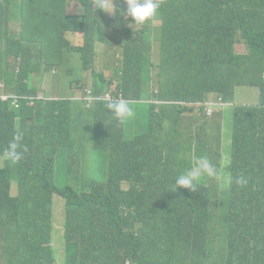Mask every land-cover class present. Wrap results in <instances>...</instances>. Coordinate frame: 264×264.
<instances>
[{
	"label": "trees",
	"instance_id": "16d2710c",
	"mask_svg": "<svg viewBox=\"0 0 264 264\" xmlns=\"http://www.w3.org/2000/svg\"><path fill=\"white\" fill-rule=\"evenodd\" d=\"M72 3L80 4V13H68L67 6ZM233 5L241 7L237 15ZM189 8L198 9L202 24L219 31L220 44L235 43L240 34L247 51L234 52L231 63L214 62L210 60L214 58L212 53H217L216 46L207 45L201 55L208 54L209 60L189 63L187 56L193 47L185 16ZM92 9L91 0H0V49L15 69L18 65L5 91L22 101L21 107L15 108L14 98H0L2 141L6 148L21 131L24 151L18 164L4 159L0 167V216L18 229L16 248L0 251V264H264L261 104L240 106L236 111L231 180L225 188L207 186L203 180L195 192L174 188L175 179L191 166L194 156H207L218 168L224 163L217 153V140L207 136L205 130L187 126L182 131L179 117L184 112L191 117L200 114L202 102L212 93L231 100L238 87L255 83L247 72L250 66L264 68V0H164L160 2L162 24L156 35L129 27V21L119 14L123 10L118 8L108 22L109 28L116 31L124 27L127 44L155 40L163 44L161 74L168 76L150 83L148 47L128 46L125 55L112 59L109 68L87 73L92 89L82 94L78 90L84 85L66 74L62 88L73 94L39 97L30 83L34 76L61 72L68 53H78L81 63L87 64L83 46L71 45L67 33L84 32L88 44L87 23L95 21ZM95 14L102 25L105 15L98 10ZM17 20L19 27L9 29V24ZM233 70H237L236 79L230 74ZM105 71H113L119 81L114 91L105 82ZM255 85L248 87L259 89L264 80ZM119 98L129 102L133 113L150 115L147 124L139 125L140 134L124 141L116 133L118 120L106 107L109 100ZM155 102L173 104V111L166 114L153 105ZM199 105L197 112L194 108ZM27 106L40 114L24 113ZM170 117L174 120L166 125ZM205 123L202 120L199 127ZM91 149L104 156L109 149V180H94L80 189L59 187V162L70 160L71 168L82 151ZM26 160L33 163L34 171ZM166 170L171 175L152 187V176ZM241 175L249 181L244 187L235 183ZM124 180L128 183L122 186ZM13 182L18 183L19 195L11 192ZM58 200L63 204L64 218L67 216L62 262L53 246ZM26 202L35 225L36 239H31L32 246H28L31 251L20 250L15 241L25 229L20 208Z\"/></svg>",
	"mask_w": 264,
	"mask_h": 264
},
{
	"label": "rangeland",
	"instance_id": "374dc122",
	"mask_svg": "<svg viewBox=\"0 0 264 264\" xmlns=\"http://www.w3.org/2000/svg\"><path fill=\"white\" fill-rule=\"evenodd\" d=\"M81 9L82 8L80 7V4L78 3H72L69 5V11L72 13H80ZM239 11H241V7L239 5H233L234 14L237 15ZM185 16L188 26V34L192 39V44H193V47L190 50L189 55L187 56V61L192 65L195 64V61L197 62V64H200L206 60H209L208 54H204V56L201 55L203 49L207 45L216 46L217 53L215 56L212 53V57L214 58L210 60L214 62L231 63L234 61V56H233L234 52H237L238 54H243L247 51L246 44L242 40L234 41L235 43L220 44L219 31L216 29L208 28L199 21L198 9H191V8L185 9ZM160 23H161L160 19L156 18L155 20L144 25L136 24L135 27L136 28H142L145 26L152 27V26H158ZM10 25H11L10 27L13 28L17 24L12 23ZM0 28H1V22H0ZM238 36L242 37L240 34H238ZM68 37L70 38L71 45L73 46H81L84 43L83 34H81L79 31L67 33V38ZM99 37L105 40L113 41V39L109 37L107 32L103 36L99 34ZM113 43L116 44V41L114 40ZM96 44H104V46L96 50L95 49ZM95 55L100 58V62L104 65H110L112 62L111 49L107 43L96 42L94 44V52L92 53L93 58L95 57ZM100 62L99 65L102 66ZM36 66H37L36 63L31 65L32 68ZM258 66L261 68V70L255 69V66H250V70L247 72V74L250 75V79L255 82L252 83L250 81V84L248 86H256L255 85L256 83L260 84L263 82L264 68L261 65ZM90 67H93V63L91 61L87 60V64H82L80 60V55L78 53H74L71 55L68 53L65 58L64 68L61 72L37 74L38 76H34L30 80V83L32 86H35L37 88L39 92V97L42 98L56 97L59 94L66 96L67 93L73 94L72 90L65 91L62 88L65 75L71 74L73 78L80 81V83L84 85L83 89L78 90L83 94L86 92L87 89H92V87L89 84H87L91 80H88V78L85 76V73L91 75L92 70L90 69L88 71H83L82 68L87 69ZM17 69H18V65L15 69L13 67V64H11L10 57L0 49V81H4L5 83H8V81L14 77L15 71ZM236 73L237 70L230 71V74L234 76V79H236L237 77ZM254 76L255 78H257V81L254 80ZM104 79L105 82L110 85V88L113 89V91L119 84V81L115 78V73L113 71H105ZM258 87L260 91L254 89L253 87L247 88L245 86H242L239 91L238 100L247 101V102L258 101L259 104H261L264 111V85H260ZM217 96L218 95L215 96L211 95V97H217ZM153 105L156 108L166 107V105L161 102H155ZM31 111H34L36 115L40 114V111L38 109L34 110L29 106L24 108V113L26 114L30 113ZM218 112L220 111H216L215 113ZM184 114L182 116L185 119L196 121L197 124H200V122L203 119H206L209 113L207 111L201 112L200 114H197L195 117H191L187 112H184ZM139 117H141V114L135 112L134 116L128 118L124 123H120L119 121H117L116 133L123 132L126 130L132 131L134 129L133 119ZM234 125H235L234 108L229 107L224 112V130H223V151H224V159L226 160V163L224 167L220 169V177L218 179H215L220 183H223L224 181L228 180V174L225 170V166L228 164V160L232 156V152H233L232 140L234 134ZM92 133L94 135V132ZM2 138H3V134L0 127V167L4 166L3 150L5 148ZM262 141H264V139H262ZM89 144L92 146V148L95 146V142L93 138L89 140ZM131 145H134V141H132ZM79 156L80 159L77 160L75 163H72L71 168H70V160H62L61 162H59V167L56 174V183L59 187L65 188L70 185L76 189H80L90 185L94 180H99L107 175L109 161L105 159L102 153L94 149H91V150L82 151ZM67 157L69 156L67 155ZM27 163L29 164L31 171H34L33 163L31 164L28 161ZM170 175L171 173L168 170H166L164 173L158 172L154 174V176H152L153 183L151 186L156 187L158 184L157 182H160L161 180L167 178ZM35 178H38V176L35 175ZM212 179L213 178H206V181L210 183L212 182ZM11 192L13 195L20 194L17 182H13ZM0 208H1V204H0ZM56 208H57V219H56L57 232L53 240V246L57 250L59 262H62V255L64 250L62 226L64 225L65 215L63 214V204L61 203V201L59 200L57 201ZM20 209H21V216L25 222V229L20 230L19 235L15 237V241L20 250L23 249V250L31 251L32 248L28 246H32V243L30 241L31 239L32 241L36 239L34 236L35 225L32 220V216L30 214L27 202L21 204ZM7 221L11 222L9 220ZM17 233H18L17 227L14 224L7 223L0 216V251L2 253H4V251L7 250L8 248H14V249L16 248V245L14 243V236Z\"/></svg>",
	"mask_w": 264,
	"mask_h": 264
},
{
	"label": "clouds",
	"instance_id": "9594fccd",
	"mask_svg": "<svg viewBox=\"0 0 264 264\" xmlns=\"http://www.w3.org/2000/svg\"><path fill=\"white\" fill-rule=\"evenodd\" d=\"M93 2V11L92 14L95 16V21L92 25H89L87 23V28L89 30L90 34V41L87 44L86 42V35L84 32H80L83 34L84 37V43H83V49L86 52V59L93 62V68L92 73H96V62H100V58L95 55L93 58L92 53L94 52V44L96 42H102L107 43L111 49V58L112 59H118L122 58V56L125 55L126 47L132 46V47H148L149 54H150V65H151V71L148 74V78L150 83L155 82L158 77L160 76H168L165 74H161L162 72V64H161V56H162V49L163 44H160L159 41H151L150 44H127L128 42V33L126 32L124 27H119L116 31H112L109 28L108 22H111L114 15H117V9L121 8L123 11H121L119 14L124 16L129 21V27L133 28L135 31L145 30L148 35L151 34V32H154V35H156L157 31L159 30L162 19L159 17L160 13V2H163L164 0H91ZM101 11L102 14L105 15L106 21L102 23V25L98 22V16L95 14V11ZM67 11L69 14L76 15L75 13H72L69 11V6H67ZM122 13V14H121ZM156 18L160 19L161 23L158 26H145L142 28H136L135 25H144L147 24ZM101 20V19H100ZM15 23L17 24L16 27L11 28L10 24ZM9 24V29H16L19 27L20 23L19 21H13ZM100 35H105L106 32L108 33L109 37L113 39L111 40H105ZM70 40V38L68 37ZM114 40L116 41V44H114ZM242 40L244 43L245 41L238 37V40ZM246 44V43H245ZM104 44H96L95 49L98 50L99 48H102ZM101 63V62H100ZM102 64V63H101ZM104 67H108L109 65H104ZM85 76L87 77V73H85ZM3 82L4 87L7 88V84L4 81ZM217 97H211V95L208 96L203 102V109L204 111H208L210 107V102H213L212 105V111L208 114L207 117L212 118L214 116V113L217 111L216 108L219 106H223L227 100L224 99V97L220 94H217ZM39 96V94H38ZM42 98V97H41ZM22 101L19 99V105L21 107ZM34 102H29V104H33ZM179 103V102H178ZM171 104V108H172ZM15 107V105H14ZM19 107V108H20ZM107 109H109L114 117L120 122L124 123L129 117H133V109L130 106L129 102L123 98L115 99V100H109L106 103ZM177 107V105H176ZM16 108V107H15ZM222 109V108H221ZM219 109V110H221ZM173 110L166 112L171 113ZM217 114V113H215ZM147 116V121L142 122L140 125H145L150 120V115H148V112L141 114V117ZM217 118H222V113H218V115H215L213 122L215 125L217 124ZM140 118V117H139ZM137 118L133 119L134 122V129L132 131H123L118 133V138H122L123 141L126 139H132L136 135L140 134V128L139 124L135 122ZM167 125V123H166ZM182 131H185V128H181ZM235 133V132H234ZM212 138H215L217 140L218 144V150L217 153L221 154L223 157L224 163L221 165L220 168L216 164H213L207 156H194L191 160V166L187 168L184 172H182L176 179H175V187H180L182 189H185L189 192H195L199 188L200 182L203 180L207 186H212L215 184H218L219 188L223 189L225 188L228 183L231 180V175L229 172V164L233 159V152L232 156L228 160V164L225 166V170L228 174V180L224 181L223 183H220L219 181L215 180L220 177V170L222 167H224L226 160L224 159V154L222 152L221 146H220V135L216 134V136H212ZM23 140V132L17 131L13 137V139L9 142L8 146L3 150V158L9 161L11 164L15 165L18 164L24 156V151H21V141ZM233 151H234V134H233ZM26 151V148L24 149ZM111 153L109 149L106 150V156L105 159L108 162V173L105 177L99 179L101 181H108L109 177L111 175V163L110 160ZM206 178H213L212 182H207ZM248 179L241 175L239 177L235 178V183L241 187H244L248 184ZM128 183L127 180H124L122 182V186L126 185ZM67 216L64 218V225L62 226V236L64 240V250L62 258L65 260V250H66V244H67V237H66V231H67Z\"/></svg>",
	"mask_w": 264,
	"mask_h": 264
},
{
	"label": "crops",
	"instance_id": "0c3cea01",
	"mask_svg": "<svg viewBox=\"0 0 264 264\" xmlns=\"http://www.w3.org/2000/svg\"><path fill=\"white\" fill-rule=\"evenodd\" d=\"M15 24V23H14ZM5 28L7 26H4ZM16 27V26H14ZM96 68H97V71L98 72H101L103 71L105 68H109V67H104L103 65H99V62H96ZM0 83H3V82H0ZM247 88H249L248 86H245ZM254 89H257L259 91L258 88L256 87H253ZM241 87H238L236 89V94L233 95L232 99L231 100H227V102H225L223 104V106H219L216 108L217 111H220L218 113H222V118H221V121L219 118H217L216 116V119H217V124L215 125V123L213 122V119L215 117V115H218L217 114H214V116L212 118H209V117H206V119H203L206 120V123L203 127H199L200 125L199 124H195L194 122H192L191 120L189 119H185L182 115L179 117V122H180V126L181 128L182 127H193V129H197L199 131H203L205 130L207 132V136H218V134L220 135V146H221V149H222V152L224 154V151H223V130H224V112L226 111L227 108L229 107H233L234 108V117H235V125H236V111L237 109L240 107V106H255V105H260L259 102H247V101H239L238 100V97H239V91H240ZM204 95V94H203ZM212 96H215L217 95L216 93H212L210 94ZM192 104H195V102L191 101ZM198 104V103H197ZM202 105H199L197 106L196 108H194L197 112L199 110V108L201 107ZM222 108V109H221ZM164 109V111L168 112V111H171L172 108H171V105H166V107L162 108ZM221 109V110H219ZM201 112H205L204 109L202 108ZM173 117H170V118H167L166 119V123H171L173 122ZM147 121V116L145 117H140V118H137L135 120V122L137 124H141L142 122H146ZM204 123V122H203ZM235 125H234V132H235Z\"/></svg>",
	"mask_w": 264,
	"mask_h": 264
},
{
	"label": "built area",
	"instance_id": "2783aa9c",
	"mask_svg": "<svg viewBox=\"0 0 264 264\" xmlns=\"http://www.w3.org/2000/svg\"><path fill=\"white\" fill-rule=\"evenodd\" d=\"M5 87L3 83H0V98L3 99L4 101H8L12 98H14L13 100V104L15 105L16 108H19V98H17L15 95L9 94L5 91ZM212 105L213 102H210V107L208 109L209 113L212 111Z\"/></svg>",
	"mask_w": 264,
	"mask_h": 264
}]
</instances>
